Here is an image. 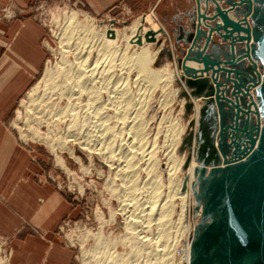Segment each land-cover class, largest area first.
I'll return each mask as SVG.
<instances>
[{"label": "bare ground", "instance_id": "1", "mask_svg": "<svg viewBox=\"0 0 264 264\" xmlns=\"http://www.w3.org/2000/svg\"><path fill=\"white\" fill-rule=\"evenodd\" d=\"M155 21L151 12L132 23L129 35H122L124 45L120 48L118 36L109 35L108 28L95 26L93 18L86 16L81 20L76 11L66 13L58 35L62 67L47 70L28 92L25 126L37 141L50 148L58 166L63 167V159L55 147L67 151L86 174L96 170L102 175L100 165L109 170L105 187L118 205L113 209L106 203L110 209L109 220L99 215L101 226L97 232L86 231L80 239L82 246L90 237L95 241L90 249L82 248V264H133L139 255L147 258L144 264H149L153 257L156 264H189L192 258V242L199 223L183 226L182 220L193 209L197 208L196 216L203 209L202 203L192 199V185L197 181L194 170L198 166L194 157L195 134L203 101L200 107L198 100L202 99L190 97L194 113L183 123L180 115L186 101L181 99L177 116L164 113L149 144L153 130L149 128L156 117L155 113L147 118L150 94L161 90L160 107L164 110L179 92L173 83L179 81L185 88L181 81L183 71L178 68L173 53L174 69L170 64L153 67L163 43L155 48L145 40V24L156 31L159 24ZM117 67L126 71L127 77L135 71V81L145 85V94L139 95L144 100L139 104L131 95L128 82L120 83L124 73L118 76ZM100 83L111 86L106 88L105 102L101 101ZM192 121L194 124L190 126ZM41 127L46 128L45 133H40ZM189 132L193 135V147L186 166L188 155H179L178 149ZM160 133H163V162L157 158L156 142ZM76 148L81 156L76 154ZM84 158L89 161L88 166H84ZM141 172H145L144 178ZM175 199L180 207L177 221L172 218L177 206ZM117 216L122 218L123 233L110 239L105 236L104 227L107 223L116 224ZM185 235L188 239L183 255L177 258L178 244ZM118 242L128 246V253L117 249L112 252ZM159 253L164 256L159 257Z\"/></svg>", "mask_w": 264, "mask_h": 264}, {"label": "water", "instance_id": "2", "mask_svg": "<svg viewBox=\"0 0 264 264\" xmlns=\"http://www.w3.org/2000/svg\"><path fill=\"white\" fill-rule=\"evenodd\" d=\"M211 1L214 14L208 17L199 8L196 33L178 63L190 96L203 100L192 185L203 209L189 264H264V0ZM213 33L227 45L208 55ZM145 40L156 42L147 34ZM192 142L190 133L185 141L190 149Z\"/></svg>", "mask_w": 264, "mask_h": 264}, {"label": "crops", "instance_id": "3", "mask_svg": "<svg viewBox=\"0 0 264 264\" xmlns=\"http://www.w3.org/2000/svg\"><path fill=\"white\" fill-rule=\"evenodd\" d=\"M35 1L0 0V237L9 242L10 264H76L73 251L57 234L60 223L73 214V204L48 180L53 174L42 172L38 154L20 144L8 126L11 113L35 80L45 57V29L31 9ZM80 1L97 14L120 6L132 13L153 12L176 57L178 51L182 55L176 58L177 63L184 60L190 47L189 37L196 33L199 8L208 17L215 8L211 0ZM11 5L20 14L15 20L4 22L2 11ZM201 28L208 33L203 23ZM211 37L208 55L227 45L215 33ZM204 43L205 36L198 42L199 47L203 48Z\"/></svg>", "mask_w": 264, "mask_h": 264}, {"label": "rangeland", "instance_id": "4", "mask_svg": "<svg viewBox=\"0 0 264 264\" xmlns=\"http://www.w3.org/2000/svg\"><path fill=\"white\" fill-rule=\"evenodd\" d=\"M223 9H226L229 13V16L235 19L234 13L231 10L229 6L224 2L222 5ZM34 14L38 16L40 19L42 25L45 29V35L42 40V48L44 50V60L41 64V68L38 72V75L36 76L35 80L32 82L28 90L24 93V95L20 98L18 104L16 105L15 109L10 115V118L8 120V126L10 130L14 133L16 138L18 139L19 143L22 144L25 148L28 150H34L38 154V158L41 162V168L42 172H46L47 174L52 173L53 178L48 177V180L55 183V185L67 195V197L71 200L73 204V214L69 217L64 219L60 225L57 228V234L62 237L64 245L68 248H70L75 257V263L76 264H82V248L85 246V249H90L94 244L95 241L92 237L88 238L84 245L82 246L80 243V239L83 238L84 233L86 231L91 232L92 234H95L97 230L100 228L101 224L98 219L99 215H103L105 221L109 220V207L106 203H109L111 205V208L116 209L117 208V200L111 196L110 191H108L105 187L106 180L108 178L109 170L107 167H101L100 170L102 171V175H98L96 170H93L91 174H86L80 164L78 162H75L73 158L69 156L67 151L63 149H59V147H55V152L58 153V155L62 156L63 159V167L57 165L55 157L53 156L50 148L45 145L43 142H39L35 139L34 136H32L28 130L26 125V109L24 106L28 105V92L32 89V87L38 83L42 77L44 76V73L47 70H53L56 66L62 67V57H61V44L58 38L60 28L64 24V18L66 13L71 11H76L79 13L80 19L82 20L84 17L89 16L95 20V26L100 27V29L108 28L109 35H117L119 40V46L120 48L124 45L122 40V35L126 34L129 35L128 28L131 26L132 23H134L139 18L144 17L145 15L150 14L149 12L146 13H132L129 12L124 6H120L116 9H114L111 12L104 13V14H97L92 12L87 5H85L80 0H36L34 5L31 7ZM19 11L15 6H8L5 7L2 11V21L4 22H11L18 18ZM155 23L159 24V29L156 31H152L150 26L148 24H145L146 27V34L149 37H153L156 42L152 43V47H158L163 43V47L161 52L159 53L157 60L155 61L153 67L159 68L166 64H170L171 69H174L173 66V57L171 56V53L175 56L174 49H171L170 42L168 40V37L165 36V30L160 23L156 19ZM142 31V30H141ZM151 34L149 35V33ZM121 42V43H120ZM171 50V53H170ZM129 50V52H131ZM170 53V55H169ZM69 55V54H66ZM170 56V57H169ZM181 53L178 51L177 57L181 58ZM69 59L72 60V57L69 55ZM176 57V58H177ZM169 62V63H167ZM105 63V62H104ZM117 64V63H116ZM189 67L192 68H200L196 63H187ZM118 65V64H117ZM178 65V63H177ZM195 66V67H194ZM180 69V67L178 66ZM116 74L119 76L120 74L124 73L120 78V83L128 82V85L130 87V93L134 97L136 103L139 104L140 101H143L144 99H140L139 95L145 94L144 86L138 85V82H136L135 78V71H133L128 77L126 75V71H120V68H116ZM105 83H100V93H101V101L105 102L107 100V94H106V88H110L111 86L104 85ZM182 87L179 81H175L173 83V87L175 89H178L179 92L174 98V100L171 102L170 106L165 108L164 110L160 107V99H161V90L156 89L150 94V102L148 103L150 106L149 114L147 115V118L156 113V117L153 120V122L150 125L149 129H153L151 131V135H149L148 141L149 144H151L152 139L154 138L156 132H157V126L158 122L161 119L162 115L165 113L170 114V117H175L178 114V110L180 108L179 101L181 99H184L186 101V105L183 109V113L180 115V118L183 123L187 122L189 118L192 116V113H194L193 103L190 100V89L186 87ZM172 96V95H171ZM169 96L171 99L174 96ZM193 98V97H191ZM105 99V100H104ZM203 100H198L199 105L201 107ZM152 102V103H151ZM188 105L191 106L190 110L188 109ZM203 106V105H202ZM173 111V112H172ZM172 112V114H171ZM213 110L210 111L209 117H207V122L210 119H213L214 114ZM200 117V113H199ZM158 118V119H157ZM157 119V121H156ZM194 124V121H192ZM167 125V124H166ZM198 125V124H197ZM30 126L35 127L36 126L33 123H30ZM40 133H45L46 128L41 127L39 128ZM191 132H189L187 135L184 136L183 142L181 146L178 149V154L182 155L183 153H187V155H190V147L185 143L186 139L189 137ZM161 134V133H160ZM163 134V133H162ZM159 135V138L157 140V158L163 162V154L164 151L161 147L163 144V135ZM193 147V142L192 146ZM163 152V153H162ZM76 154L82 155L78 148H76ZM162 157V158H161ZM86 159V160H85ZM95 165L99 168L97 165V162H94ZM84 166L89 165V161L87 158H84L83 161ZM183 172H185V167H183ZM95 173V175H94ZM93 175V176H91ZM145 172H141L142 178L145 177ZM98 177V178H97ZM51 178V179H50ZM166 180V177H165ZM184 181V180H183ZM118 183V182H116ZM163 184H166V181H164ZM108 192V193H107ZM163 192H167V190H163ZM110 198V199H109ZM112 199V200H111ZM192 199L195 201L194 195H192ZM177 204L175 208V213L173 214V220L177 221L178 214L180 211V207L178 206L179 201L177 199L174 200ZM196 209H193V211L188 212L186 215H184V218L182 220L183 226H190L195 222L201 221V215L198 216L195 215ZM105 236H110V239L112 237H118L123 233V221L120 216H117V223L116 224H110L107 223L104 227ZM148 238H151V234L147 235ZM185 238H182V240L178 244L177 252L175 257H179L180 255H183V250L185 247V241H187L188 236H184ZM155 243V239H153ZM112 248V247H111ZM118 250V252L122 253L123 251H129L128 246H124L121 242H118L115 246V248H112V252L114 250ZM162 252V251H161ZM11 249L9 246V242L6 238L0 237V264H10V258H11ZM159 257L164 256L161 253L157 254ZM158 256H156L158 258ZM137 259L133 264H144L146 259L144 255H139ZM155 257L151 260L149 264H156L155 263Z\"/></svg>", "mask_w": 264, "mask_h": 264}]
</instances>
